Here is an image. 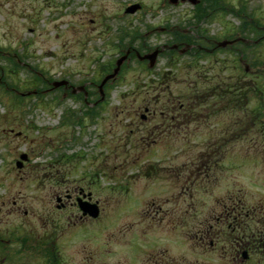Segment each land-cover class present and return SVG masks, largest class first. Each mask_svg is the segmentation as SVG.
Returning <instances> with one entry per match:
<instances>
[{"label": "rangeland", "instance_id": "obj_1", "mask_svg": "<svg viewBox=\"0 0 264 264\" xmlns=\"http://www.w3.org/2000/svg\"><path fill=\"white\" fill-rule=\"evenodd\" d=\"M167 1L0 0V83L25 96L20 101L0 89V264H35L30 247L16 251L22 236L32 246L54 240L55 264H134L136 256L146 255L148 237L161 231L162 216L172 224L167 232L173 240L179 238L178 223H184L185 256L201 255L204 261L195 232L208 213L237 206L264 213V120L236 132L232 112L193 116L181 126L164 118L160 108L166 100L177 101L184 89L180 79L170 78L165 56L151 71L148 62L129 60L107 89L95 121L62 122L65 107H84L70 92L87 98L91 79H100V69L116 62L119 27L140 26L143 42L163 50L171 46V29L196 33L189 24L193 5ZM243 1L264 25V0ZM133 3L142 9L126 14ZM238 24L221 13L199 26L223 40ZM218 58L225 67L214 57L199 61V67L215 76L222 69L227 77L241 71L232 53ZM13 59L26 68L13 69ZM37 74L52 80L35 89ZM60 80L69 83L54 88ZM168 81L172 94L162 89ZM23 154L27 160L19 167ZM80 189L99 202L98 218L82 219L66 202L67 194L76 196ZM59 196L64 209L57 207ZM42 257L47 264L44 249Z\"/></svg>", "mask_w": 264, "mask_h": 264}, {"label": "trees", "instance_id": "obj_2", "mask_svg": "<svg viewBox=\"0 0 264 264\" xmlns=\"http://www.w3.org/2000/svg\"><path fill=\"white\" fill-rule=\"evenodd\" d=\"M227 2L230 1L217 0V2L199 3L195 6L189 24L198 27L201 22H211L219 13L227 14L231 12L234 17L240 21L239 25L235 27L234 33H241L246 35L247 38L254 41L257 40L258 42H238L234 44L231 47L232 49L228 51H230L234 57L235 68H238L237 70L240 68L241 71H237L234 77H227L223 75L226 69H222V73L215 76L211 74L209 70L199 67V61L214 57L215 62H220V67H222L225 62L223 60L219 61L218 57L220 53H224L226 50L217 49L212 51L200 48V46L207 45L209 39H213V37L206 33V30L197 28V35L183 33L179 28H175L169 32L170 43L172 45L178 44L180 47L184 44L193 45L186 53V56L180 55L177 49H170L162 54V56H165L167 59L166 63L170 68V72L173 73V76H170V78L174 80L180 79V82L184 84V89H181L175 97L177 101L170 99L166 100L160 108L161 112L165 113L163 117L169 119V121L190 119L193 116H198L197 118H202L204 116L205 118H213L223 112H232L235 114L233 122L235 131L238 132L240 130L245 132L247 131L244 130L245 127H249V130L253 129L255 125L261 124L260 120H264V37L260 35L263 33L260 29L262 24L255 17L253 10H249L245 1L239 0L238 7ZM117 32L115 44L120 53H123L125 49L130 47L136 48L141 53L151 50V47L146 45V42H143L145 36L140 26L134 28L121 26ZM252 33L254 35H252ZM233 37L230 36L229 38ZM211 46L213 47V45ZM211 46L207 45V48ZM226 56L227 55H225V57ZM131 57L132 60L138 62L134 53H132ZM243 61L249 64L251 69L250 72H246L245 68L242 66L241 63ZM12 62L13 64L11 67L13 69L18 70L21 67L19 62H14V59ZM127 66L128 63H125L123 69ZM111 70L112 64L104 66L100 69L101 76ZM183 70L188 71L186 77L182 75ZM192 70H195L197 73L193 74ZM34 78L37 80L34 83V88H38L37 83H42L43 79H41L39 75H35ZM49 79H51V77ZM160 79L161 77H159V81ZM93 83V89L89 90V99L95 102L99 97L97 85L100 83V79H93ZM115 83L116 81L107 84L106 93H108L107 89ZM0 89L9 96H11L14 91L10 85L6 84L3 86L1 83ZM162 89L165 92L169 91V81L168 85ZM169 92L170 94L173 93L172 91ZM14 97L20 101H24L23 97L17 96L15 93ZM36 97H38V99L42 98L41 95ZM100 107L101 104H95L92 107L84 105L82 110H79L81 114L71 107H65L62 115V122L74 126L81 125L84 119H89L93 122L100 115ZM238 112L244 113V116L237 115ZM64 156L66 155L64 154ZM69 159L70 158H68V161ZM26 240L27 238L24 237L21 239L24 243Z\"/></svg>", "mask_w": 264, "mask_h": 264}, {"label": "flooded vegetation", "instance_id": "obj_3", "mask_svg": "<svg viewBox=\"0 0 264 264\" xmlns=\"http://www.w3.org/2000/svg\"><path fill=\"white\" fill-rule=\"evenodd\" d=\"M164 2H168L164 0ZM181 2H193L192 0H182ZM198 2H217V0H198ZM262 30V26L260 27ZM264 30V29H263ZM252 35H254L252 33ZM261 36L264 37V31ZM240 33L238 34L236 43L242 41ZM247 43V41H244ZM221 42L217 41L214 37L209 39L207 45L213 47L207 48V45L200 46L206 50L215 51L219 47L226 48L220 45ZM156 112H153L155 114ZM182 114V113H181ZM143 117V116H142ZM147 120V117H144ZM184 123V119L179 120V126ZM84 191L79 190L78 195H69L67 200L68 204L77 207V200L80 195H83ZM67 197V196H66ZM66 207V203L62 208ZM260 208H245L242 206L237 207H224L217 212L208 213V216L203 222L197 223V231L195 232L196 243L195 246L199 247L201 254H204L208 260H202L201 255H196L193 259H187L184 254V223H178V239L173 240L169 238L170 234L167 232V227L172 225L171 223H164L166 216L161 217V231L158 234H153L148 237V243L146 244V255L136 256L134 260L141 258L139 261L141 264H264V213L260 212ZM167 215V214H166ZM183 215V214H182ZM82 219L87 217H82ZM182 216L179 215L178 218ZM156 217H152L154 220ZM182 217L181 219H183ZM150 224L153 225V222ZM176 224V223H175ZM174 224V225H175ZM177 225V224H176ZM174 234H172L173 236ZM50 241L48 243L39 240L35 245H25L29 248V251L34 253L36 259L35 264H42V248L51 249L55 243ZM83 249L87 245H82ZM135 246L138 245H133ZM23 251V249H22ZM18 249V253L22 252ZM88 251V249H87ZM136 252V251H135ZM130 261L136 264L138 261ZM59 259L56 255H46L47 264H55Z\"/></svg>", "mask_w": 264, "mask_h": 264}, {"label": "water", "instance_id": "obj_4", "mask_svg": "<svg viewBox=\"0 0 264 264\" xmlns=\"http://www.w3.org/2000/svg\"><path fill=\"white\" fill-rule=\"evenodd\" d=\"M193 2H191L192 4H197L199 3L198 0H192ZM170 3L172 4H177L179 3V0H170ZM141 8V5L136 3V4H132L131 6H129L127 9H126V13H135L137 12L139 9ZM227 42H224L222 43V45H226ZM162 50L161 49H156L155 51H153L152 53H148V54H145V55H140L139 53L138 54V57L141 59V60H149L150 62V66L153 67L155 65V62L157 60V57L159 55V53L161 52ZM129 53H130V50L127 51L126 54L122 55L120 58H118V60L116 61V67L114 68L113 72L106 75L104 77V79L102 80L100 86H99V89H100V92L101 94L104 96V86L105 84L111 80V79H114L117 77V75L119 74V72L121 71V67L123 65V63L127 60L128 56H129ZM62 84H67V81H61V82H55L54 85L55 86H59V85H62ZM21 159L22 160H26L27 159V155L26 154H23L21 156ZM18 166L21 167L22 166V162H18ZM90 198H91V195H89ZM59 200H61L59 198ZM79 206L81 208V210L83 211V214L84 215H89L93 218H97L100 214V208H99V205L98 203H92L90 202L89 200H84L83 198H79Z\"/></svg>", "mask_w": 264, "mask_h": 264}]
</instances>
